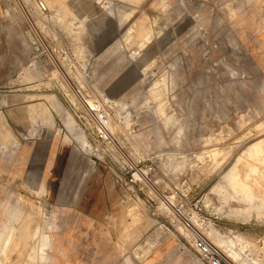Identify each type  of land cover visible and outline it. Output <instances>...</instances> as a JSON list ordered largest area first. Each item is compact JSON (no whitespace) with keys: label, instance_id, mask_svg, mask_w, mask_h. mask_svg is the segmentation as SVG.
Listing matches in <instances>:
<instances>
[{"label":"rangeland","instance_id":"rangeland-1","mask_svg":"<svg viewBox=\"0 0 264 264\" xmlns=\"http://www.w3.org/2000/svg\"><path fill=\"white\" fill-rule=\"evenodd\" d=\"M259 141L264 0H0V232H36L3 237L0 264H205L183 220L232 264H264ZM123 162L153 166L146 196L113 183Z\"/></svg>","mask_w":264,"mask_h":264},{"label":"built area","instance_id":"built-area-1","mask_svg":"<svg viewBox=\"0 0 264 264\" xmlns=\"http://www.w3.org/2000/svg\"><path fill=\"white\" fill-rule=\"evenodd\" d=\"M89 114L94 125V132L92 133L94 141L109 148L111 134L108 130L105 113L98 106H93L89 108ZM116 170L117 172H113L115 181L120 185L128 199H138L139 195H145L144 189L152 183L155 174L152 165L142 163L123 162L122 165H118ZM163 210L165 209L163 208ZM181 227L186 232L192 253L202 263L222 264L221 254L211 247L198 232L193 230L188 221H181Z\"/></svg>","mask_w":264,"mask_h":264},{"label":"bare ground","instance_id":"bare-ground-1","mask_svg":"<svg viewBox=\"0 0 264 264\" xmlns=\"http://www.w3.org/2000/svg\"><path fill=\"white\" fill-rule=\"evenodd\" d=\"M147 31V30H146ZM151 31V29L149 30ZM127 32V31H126ZM145 33V32H144ZM152 33V32H151ZM143 38V37H142ZM87 102V105H86V108L90 107L91 106V102L88 100L86 101ZM105 115H106V119H107V125H108V130H110L111 132H114L115 131V125H114V122L112 120V118L104 111ZM262 141H259L257 142L256 144L250 146L247 150V155L249 157H251L253 160L257 161L258 164H261V165H264V155L261 154V148H260V145H261ZM263 144V143H262ZM113 153V152H112ZM239 161V160H238ZM237 163V162H236ZM248 164V163H247ZM235 166V165H234ZM251 172H255V170H252ZM238 173L235 172V170L233 171H229L227 173V177H229V182H230V186L231 188L234 189L235 191V195H239V200H245L247 202H251L252 200L254 199H257V197L254 195V192H253V186L249 184V182H247L246 180H239L238 179ZM251 174V173H250ZM247 175H245L246 177ZM244 177V179H245ZM257 194V193H256ZM260 197V196H259ZM161 209H163V206L161 205L160 206ZM8 215L11 214L8 212H6ZM8 217V216H7ZM135 222V220H132V223ZM29 225V224H28ZM27 227L24 228V230H20V233L18 234V236L16 237V240L14 239L15 236H13V234H17V233H13L12 229L10 231H8L6 234H4L3 236V233L4 232H0V241L3 239V237L5 239H9V241L11 243L14 242V244H17V243H21V247L23 248L24 246H26V242L28 239V237H30L29 239H31L32 237H34L36 235V232L34 231L31 236H29L30 234H28V232L26 231ZM22 229V228H21ZM15 230V229H14ZM34 230V229H33ZM181 233H182V236L183 237H187L186 235V232L182 229L181 227ZM28 239V240H29ZM46 236L44 234H42V237H41V240L38 241V242H41L40 244V247H44L45 246V243H46ZM37 240V239H36ZM211 242L212 244L216 247V248H219V249H222L224 250L232 259H234L235 261H237L238 257H237V253L233 250V246L235 245V243H237L238 239L235 238V239H230L229 242L225 241V242H222V241H219V239L212 235L211 236ZM31 242V240H30ZM34 243V242H33ZM26 244V245H25ZM39 244V243H38ZM37 244V245H38ZM11 248V247H10ZM15 248L12 249L13 251H15ZM38 248V249H39ZM21 249V248H20ZM33 249V248H32ZM24 250V249H23ZM37 250V249H36ZM19 251V249H17V252ZM22 251V250H21ZM9 252V251H8ZM24 253V251H23ZM14 254H19V253H14ZM21 255V254H20ZM28 255V254H26ZM19 256V255H18ZM16 256V257H18ZM15 258V256H13ZM26 258V257H25ZM34 255H29L28 256V259L29 260H32L34 259ZM222 258V264H232L229 259H227V257L225 255L222 254L221 256ZM16 260V258H15ZM19 260V259H18ZM17 260V261H18ZM13 261V260H11ZM25 262V261H24ZM241 264H246L244 262H240Z\"/></svg>","mask_w":264,"mask_h":264},{"label":"crops","instance_id":"crops-1","mask_svg":"<svg viewBox=\"0 0 264 264\" xmlns=\"http://www.w3.org/2000/svg\"><path fill=\"white\" fill-rule=\"evenodd\" d=\"M113 181H114L113 183H114L116 186L120 187L119 184H117V182H116L115 180H113ZM112 188H113V185H112ZM113 189H114V188H113ZM120 189H121V187H120ZM114 190H115V189H114ZM110 194H112V196L115 195L113 191H112ZM112 196L109 198L110 200H111ZM103 200H104V199H103ZM104 205H105V200H104ZM104 213H105V209H104L103 213H101V214H95V215H96V217H101V216H103Z\"/></svg>","mask_w":264,"mask_h":264}]
</instances>
